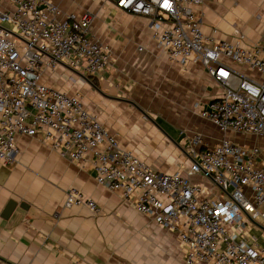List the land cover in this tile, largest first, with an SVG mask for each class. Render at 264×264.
<instances>
[{
    "label": "built area",
    "instance_id": "obj_1",
    "mask_svg": "<svg viewBox=\"0 0 264 264\" xmlns=\"http://www.w3.org/2000/svg\"><path fill=\"white\" fill-rule=\"evenodd\" d=\"M105 1L146 17L170 60L206 68L222 93L200 114L224 136L207 147L194 134L184 148L192 159L185 172L153 168L124 149L78 93L44 81V72L60 65L100 74L113 61L111 48L91 33L94 15H65L50 0H0V162L15 163L19 135L40 134L60 156L90 162L100 185L121 191L138 212L175 232L186 264H264V245L243 237L250 226L264 228V47L242 45L243 35L232 43L205 34L207 0ZM230 132L256 142L237 143ZM198 175L220 193L194 182ZM75 205L101 212L69 188L64 206Z\"/></svg>",
    "mask_w": 264,
    "mask_h": 264
},
{
    "label": "crops",
    "instance_id": "obj_2",
    "mask_svg": "<svg viewBox=\"0 0 264 264\" xmlns=\"http://www.w3.org/2000/svg\"><path fill=\"white\" fill-rule=\"evenodd\" d=\"M50 1L65 15L92 13L91 33L111 48L113 61L100 74L60 65L46 70L44 81L78 93L124 149L175 173L192 162L184 148L194 134L207 147L220 142L223 133L200 111L222 88L203 65L170 60L146 17L105 0ZM201 15L203 32L215 40L233 43L243 35L242 45L264 47V0H207ZM229 136L241 144L249 137ZM17 144L15 163L0 162V264H186L177 234L138 212L121 191L100 185L90 162L60 156L40 134L19 135ZM192 179L220 193L201 176ZM69 188L96 201L101 212L66 208ZM11 201L17 205L5 218ZM243 237L264 245V228L250 226Z\"/></svg>",
    "mask_w": 264,
    "mask_h": 264
},
{
    "label": "water",
    "instance_id": "obj_3",
    "mask_svg": "<svg viewBox=\"0 0 264 264\" xmlns=\"http://www.w3.org/2000/svg\"><path fill=\"white\" fill-rule=\"evenodd\" d=\"M116 1H118V0H116ZM86 79L89 80L88 77H86ZM16 205H17L16 202L11 201V202L9 203V205L7 206V208L5 209V213L3 214V216H4L5 218H7V217L13 212L14 208L16 207ZM262 228H263V227H262Z\"/></svg>",
    "mask_w": 264,
    "mask_h": 264
},
{
    "label": "rangeland",
    "instance_id": "obj_4",
    "mask_svg": "<svg viewBox=\"0 0 264 264\" xmlns=\"http://www.w3.org/2000/svg\"><path fill=\"white\" fill-rule=\"evenodd\" d=\"M154 118V117H153ZM241 141V140H240ZM256 141L254 140V139H252L251 137H248V138H244V140H243V143H245V144H254ZM257 143L258 144H261V142H258L257 141Z\"/></svg>",
    "mask_w": 264,
    "mask_h": 264
}]
</instances>
